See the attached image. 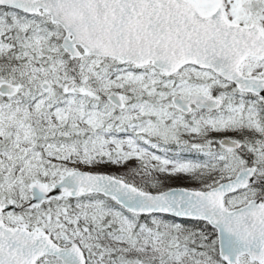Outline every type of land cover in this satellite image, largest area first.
I'll return each instance as SVG.
<instances>
[{
    "label": "snow or ice",
    "instance_id": "6c2138e0",
    "mask_svg": "<svg viewBox=\"0 0 264 264\" xmlns=\"http://www.w3.org/2000/svg\"><path fill=\"white\" fill-rule=\"evenodd\" d=\"M0 264H264V0H0Z\"/></svg>",
    "mask_w": 264,
    "mask_h": 264
}]
</instances>
